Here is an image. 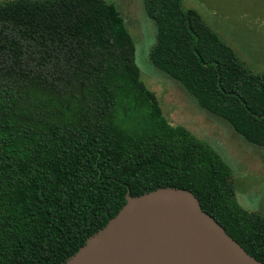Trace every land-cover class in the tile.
Wrapping results in <instances>:
<instances>
[{
    "label": "trees",
    "instance_id": "trees-1",
    "mask_svg": "<svg viewBox=\"0 0 264 264\" xmlns=\"http://www.w3.org/2000/svg\"><path fill=\"white\" fill-rule=\"evenodd\" d=\"M149 58L204 109L264 145V70L253 72L182 0H142ZM230 165L171 124L106 0H0V264H61L126 201L192 191L264 262V215L235 197Z\"/></svg>",
    "mask_w": 264,
    "mask_h": 264
},
{
    "label": "rangeland",
    "instance_id": "rangeland-1",
    "mask_svg": "<svg viewBox=\"0 0 264 264\" xmlns=\"http://www.w3.org/2000/svg\"><path fill=\"white\" fill-rule=\"evenodd\" d=\"M113 2L129 29L141 79L156 94L165 118L207 141L230 165L238 203L264 215V145H254L237 134L220 116L202 108L175 79L149 58L155 43V24L142 0ZM237 53L253 72L264 70V0H182Z\"/></svg>",
    "mask_w": 264,
    "mask_h": 264
},
{
    "label": "water",
    "instance_id": "water-1",
    "mask_svg": "<svg viewBox=\"0 0 264 264\" xmlns=\"http://www.w3.org/2000/svg\"><path fill=\"white\" fill-rule=\"evenodd\" d=\"M126 201L61 264H264L185 188L160 186Z\"/></svg>",
    "mask_w": 264,
    "mask_h": 264
}]
</instances>
